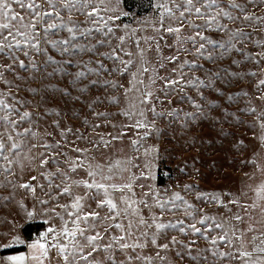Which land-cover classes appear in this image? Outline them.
<instances>
[{
  "label": "snow or ice",
  "instance_id": "snow-or-ice-1",
  "mask_svg": "<svg viewBox=\"0 0 264 264\" xmlns=\"http://www.w3.org/2000/svg\"><path fill=\"white\" fill-rule=\"evenodd\" d=\"M121 2L0 0V208L48 225L0 233V264H264V180L160 190L148 143L198 151L194 180L246 126L264 176V0H154L136 27Z\"/></svg>",
  "mask_w": 264,
  "mask_h": 264
},
{
  "label": "rangeland",
  "instance_id": "rangeland-1",
  "mask_svg": "<svg viewBox=\"0 0 264 264\" xmlns=\"http://www.w3.org/2000/svg\"><path fill=\"white\" fill-rule=\"evenodd\" d=\"M153 4L154 0H122L120 7L124 12L128 13L127 16L123 17V22L136 27L140 21L151 19L155 15ZM79 19H83V17H79ZM229 26L234 28L237 25L230 24ZM239 26L244 27L243 24ZM246 30L250 31V29ZM248 47L250 48L251 44H249ZM241 87L250 88V85H241ZM234 90L235 89H233V91ZM246 119L251 120L252 118L246 117ZM158 124L164 127L163 121H158ZM226 128L227 131L235 133L236 137L244 140L245 145L248 146V151H244L242 154L231 151L230 149L234 141L224 140L223 149L217 144L214 148L209 149V155L201 156V160L196 166L200 168L202 176L196 177L194 180H190L188 176L184 175L178 169L184 165L185 161L190 160L191 157L200 155L198 151H181L179 145L171 143L167 137L163 140H153L149 138L148 143H158L160 149L159 153L152 161L155 179L152 180L151 183L160 190L171 188L172 190L178 191V185L195 182L204 190L220 192L221 194H236L241 189H244L246 184L255 186V184L264 180V176L256 173L251 165L244 166L241 164L242 160L250 156L255 145V141L252 140L253 133L246 126L240 128L226 126ZM195 134L209 136V129L205 126L202 132ZM253 173H255V179H249V175ZM191 198L192 197H189V199ZM28 202L29 204L31 203L30 201ZM43 219L44 217H38L35 220L29 221L24 218L23 213L18 214L15 204H12L9 205L8 208H0V233L7 232L9 236L19 235L26 241L22 232L23 228L29 223L42 224L41 231L36 233L33 237V240H35L39 238L48 226L42 222ZM2 242L3 241L0 240V243ZM10 250H8V252H10ZM17 250H19V252L26 251L23 245L18 246Z\"/></svg>",
  "mask_w": 264,
  "mask_h": 264
},
{
  "label": "trees",
  "instance_id": "trees-1",
  "mask_svg": "<svg viewBox=\"0 0 264 264\" xmlns=\"http://www.w3.org/2000/svg\"><path fill=\"white\" fill-rule=\"evenodd\" d=\"M41 227H42V224H38V223H29L28 225H26L22 230L26 241L31 242L33 240L34 235L41 231ZM16 251H19V250L12 249L10 250L9 253H13Z\"/></svg>",
  "mask_w": 264,
  "mask_h": 264
}]
</instances>
